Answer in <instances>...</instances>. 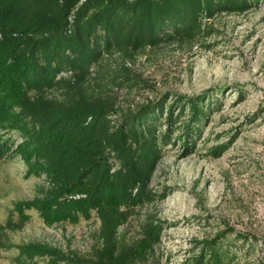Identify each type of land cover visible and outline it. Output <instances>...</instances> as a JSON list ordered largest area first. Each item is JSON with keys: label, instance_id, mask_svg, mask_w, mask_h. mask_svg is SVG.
Wrapping results in <instances>:
<instances>
[{"label": "trees", "instance_id": "obj_1", "mask_svg": "<svg viewBox=\"0 0 264 264\" xmlns=\"http://www.w3.org/2000/svg\"><path fill=\"white\" fill-rule=\"evenodd\" d=\"M261 1L0 0V158L19 155L29 176L47 183L41 197L18 201L15 209L22 216L35 210L48 224L94 213L100 219L90 257L43 247L48 264H139L160 242V228L150 221L143 244H127L120 235L124 210L153 199L162 144L171 140L176 119L185 113L189 119L176 127L184 136L198 135L214 107L203 96L180 95L167 107L168 133L159 132L163 100L115 116L92 104L86 85L91 68L101 73L105 52L122 51L132 59L148 46L195 38L204 33L205 19ZM110 81L131 84L129 68L123 65ZM195 245L182 264H264L258 236L230 225Z\"/></svg>", "mask_w": 264, "mask_h": 264}, {"label": "rangeland", "instance_id": "obj_2", "mask_svg": "<svg viewBox=\"0 0 264 264\" xmlns=\"http://www.w3.org/2000/svg\"><path fill=\"white\" fill-rule=\"evenodd\" d=\"M204 21V33L195 38L148 46L132 59L122 51L105 52L101 73L91 68L86 82L92 104L115 116L163 100L159 132L168 133L167 107L180 95L203 96L214 106L198 135L184 136L176 127L189 119L185 113L176 119L171 140L162 144L150 186L153 199L124 210L120 235L127 244L142 245L150 221L160 228V242L139 264H182L196 239L210 238L228 225L258 236L264 246V1ZM123 65L133 85L110 81ZM44 185V177L29 176L19 155L0 158V264H48L43 247L65 257L91 256L97 213L48 224L35 210L26 216L16 211V202L41 197ZM257 251L264 261V248Z\"/></svg>", "mask_w": 264, "mask_h": 264}]
</instances>
